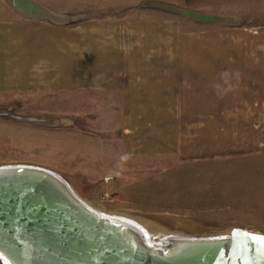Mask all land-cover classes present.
<instances>
[{
	"label": "crops",
	"instance_id": "1",
	"mask_svg": "<svg viewBox=\"0 0 264 264\" xmlns=\"http://www.w3.org/2000/svg\"><path fill=\"white\" fill-rule=\"evenodd\" d=\"M34 1L66 18L23 15L0 0V97L21 98L27 111L50 119L45 103L55 100L63 118L95 128L107 145L98 149L101 164L115 172L113 197L130 200L124 193L135 189L124 174L144 165L168 163L184 173L235 166L226 163L230 157L264 158V85L253 65L233 69L224 55L183 52L184 37L208 35L194 31L198 26L233 35L248 30L249 18L264 17V0H157L228 15L229 25L193 21L147 0ZM81 14L95 18L83 21Z\"/></svg>",
	"mask_w": 264,
	"mask_h": 264
},
{
	"label": "rangeland",
	"instance_id": "2",
	"mask_svg": "<svg viewBox=\"0 0 264 264\" xmlns=\"http://www.w3.org/2000/svg\"><path fill=\"white\" fill-rule=\"evenodd\" d=\"M102 4L99 7L105 6ZM106 14L97 15L102 17ZM81 15L83 21L95 18L91 14ZM255 18H249L252 24H243L250 27L248 30L236 31L234 35L221 34L211 25L209 30L198 26L199 29L196 27L194 31H207L208 35L193 36V41L184 37L183 52H205L211 57L224 55L227 59L225 64L233 66V69L239 66L243 69L251 64L254 72H258V84L264 85V17ZM209 63L210 66H222L224 62L210 60ZM1 96L0 171L17 166L50 171L55 178H63L79 202L92 212L130 228L135 237L144 240L147 248L159 252H165L185 239L249 238V234L257 238L264 236V158L260 149L255 151L259 158L251 163L230 157L226 163L235 166H223L221 163L211 168L201 165L189 167L184 173L174 171L168 163H155L148 167L143 164L145 167L139 168L140 171L124 174V184L135 192L130 191L131 195H128L123 188L124 195L130 200H123V197L121 201L117 196L113 197L115 194L110 189L114 170L107 171L102 166L103 157L97 155L98 149L107 145L101 139L97 140L93 132L95 128L92 130L90 125L77 124L70 117L63 118L57 112L62 110H58L55 100L49 99L45 103V110L54 114L49 115L52 119L41 116L45 119L37 121L41 117L27 111L23 99L10 100ZM260 146L263 147L264 143ZM113 159L119 160L113 156L110 161ZM136 176L138 178L135 179ZM137 186L146 189V197L138 195ZM0 264H11L1 252Z\"/></svg>",
	"mask_w": 264,
	"mask_h": 264
},
{
	"label": "water",
	"instance_id": "3",
	"mask_svg": "<svg viewBox=\"0 0 264 264\" xmlns=\"http://www.w3.org/2000/svg\"><path fill=\"white\" fill-rule=\"evenodd\" d=\"M9 3L23 15L66 18L34 0ZM144 3L193 20H232L157 0ZM0 252L11 264H264V246L246 237L185 239L165 252L149 249L130 228L80 203L50 171L26 166L0 171Z\"/></svg>",
	"mask_w": 264,
	"mask_h": 264
},
{
	"label": "snow or ice",
	"instance_id": "4",
	"mask_svg": "<svg viewBox=\"0 0 264 264\" xmlns=\"http://www.w3.org/2000/svg\"><path fill=\"white\" fill-rule=\"evenodd\" d=\"M249 238L253 239L254 242L259 243L261 246H264V236H260V237H252L251 234H249Z\"/></svg>",
	"mask_w": 264,
	"mask_h": 264
},
{
	"label": "flooded vegetation",
	"instance_id": "5",
	"mask_svg": "<svg viewBox=\"0 0 264 264\" xmlns=\"http://www.w3.org/2000/svg\"><path fill=\"white\" fill-rule=\"evenodd\" d=\"M17 167H20V166H17ZM17 167H16V168H17ZM57 178L59 179V181L62 183V185H64V187H65L68 191H71V192H72V190H69V188H68L69 186H67L68 184L65 183V180H64L63 178L61 179V178L58 177V176H57ZM77 198H78V197H77ZM148 248H149V247H148Z\"/></svg>",
	"mask_w": 264,
	"mask_h": 264
}]
</instances>
